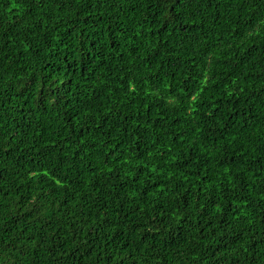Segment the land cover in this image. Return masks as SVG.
Listing matches in <instances>:
<instances>
[{"label":"trees","instance_id":"16d2710c","mask_svg":"<svg viewBox=\"0 0 264 264\" xmlns=\"http://www.w3.org/2000/svg\"><path fill=\"white\" fill-rule=\"evenodd\" d=\"M0 264H264V0H0Z\"/></svg>","mask_w":264,"mask_h":264}]
</instances>
